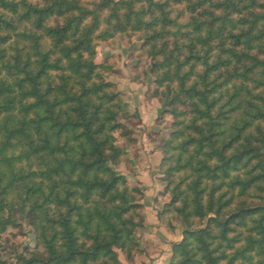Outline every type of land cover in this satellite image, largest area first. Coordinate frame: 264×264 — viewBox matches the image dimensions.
Wrapping results in <instances>:
<instances>
[{"label":"trees","instance_id":"16d2710c","mask_svg":"<svg viewBox=\"0 0 264 264\" xmlns=\"http://www.w3.org/2000/svg\"><path fill=\"white\" fill-rule=\"evenodd\" d=\"M134 35L171 118L156 133L158 226L183 227L169 264H264V0H0V235L32 227L20 264L160 251L139 234L148 187L118 170L135 175L139 113L95 61Z\"/></svg>","mask_w":264,"mask_h":264},{"label":"rangeland","instance_id":"374dc122","mask_svg":"<svg viewBox=\"0 0 264 264\" xmlns=\"http://www.w3.org/2000/svg\"><path fill=\"white\" fill-rule=\"evenodd\" d=\"M31 1L34 3L38 2V0ZM140 45L141 42L136 35L131 37L116 36L110 41L99 42L95 61L98 64H102L109 60L113 64L114 71L107 74L106 79L116 85L122 106L132 112V114L135 112L139 113L136 121L128 124L135 138L134 143L127 142L135 175L130 174L124 164L120 165L118 170L134 182L149 185L151 190L148 188L149 191H146L143 202L145 204L143 215L146 218L144 212L156 214L168 202L167 197L162 195L164 186L159 182L162 177L160 167L162 154L159 151L160 141L157 139L156 133L165 131L171 118L163 115L166 110L164 102L149 97L148 91L154 87L153 78L149 75V61L139 55ZM120 141L122 140L120 139ZM155 152H159L157 157L154 156ZM149 196H152V200H150ZM174 224L178 229L175 227L177 233L172 235L171 238L176 237V239L182 240L183 227L178 221ZM175 230L168 233L174 234ZM139 234L145 240L151 241L154 245L156 244L158 248L161 249L160 246H162L164 253L169 249L172 254L171 245L173 243L158 237L156 230H150V228L146 227L141 229ZM145 244L143 243L144 246H146ZM27 247L31 251L37 249L36 236L25 219L20 220L18 227H11L5 234L0 235V255L4 260L20 264L21 262L17 259V255L23 253ZM157 252L159 253V251ZM161 253L153 255L151 260H148L150 256H146L147 258L141 264H163ZM120 258L122 264H129L121 253Z\"/></svg>","mask_w":264,"mask_h":264},{"label":"crops","instance_id":"0c3cea01","mask_svg":"<svg viewBox=\"0 0 264 264\" xmlns=\"http://www.w3.org/2000/svg\"><path fill=\"white\" fill-rule=\"evenodd\" d=\"M158 155H159V152H155L154 156L157 157ZM145 185L149 188V190H151L148 184H145ZM149 197H150V200H152V196H149ZM157 213L153 214V212H147V211L144 212V214L146 215V221L148 223V228H150V230L151 229L156 230V232H157L156 235L158 237H162L164 240L169 241L170 243L179 242L181 239H176V237L171 238L172 235H176V233H177L176 230L178 229V227L174 224L175 227H177V229L175 230L176 232L174 234L168 233L165 228L158 226L159 222H158V219H157ZM160 247H161L162 250L160 248H158V246L156 244L154 245V248H156L158 250L160 249L159 253L162 252L161 253V255H162L161 261H163V264H169L170 263L169 259H171V252H170L171 250L168 249L164 253L162 246H160ZM159 253L156 252V253L151 254V256H150V258H148V260H151L153 255L159 254ZM145 258H147L145 255L144 256L140 255V257L138 256V258H136V260H135V264H138L139 262H140V264L143 263Z\"/></svg>","mask_w":264,"mask_h":264}]
</instances>
